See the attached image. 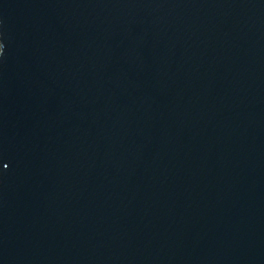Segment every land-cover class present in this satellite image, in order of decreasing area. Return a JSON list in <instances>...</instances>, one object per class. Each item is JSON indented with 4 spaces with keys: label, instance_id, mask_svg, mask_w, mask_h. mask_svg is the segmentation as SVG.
Listing matches in <instances>:
<instances>
[{
    "label": "water",
    "instance_id": "obj_1",
    "mask_svg": "<svg viewBox=\"0 0 264 264\" xmlns=\"http://www.w3.org/2000/svg\"><path fill=\"white\" fill-rule=\"evenodd\" d=\"M0 264H264V0H0Z\"/></svg>",
    "mask_w": 264,
    "mask_h": 264
},
{
    "label": "clouds",
    "instance_id": "obj_2",
    "mask_svg": "<svg viewBox=\"0 0 264 264\" xmlns=\"http://www.w3.org/2000/svg\"><path fill=\"white\" fill-rule=\"evenodd\" d=\"M0 36H2V34H0ZM4 47H5V45L3 43V40H2V38H0V56H2L4 53Z\"/></svg>",
    "mask_w": 264,
    "mask_h": 264
}]
</instances>
